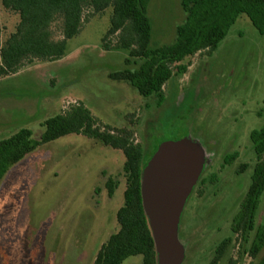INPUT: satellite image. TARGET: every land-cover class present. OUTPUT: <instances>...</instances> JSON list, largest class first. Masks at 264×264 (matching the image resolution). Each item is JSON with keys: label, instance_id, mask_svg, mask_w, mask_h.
<instances>
[{"label": "rangeland", "instance_id": "rangeland-1", "mask_svg": "<svg viewBox=\"0 0 264 264\" xmlns=\"http://www.w3.org/2000/svg\"><path fill=\"white\" fill-rule=\"evenodd\" d=\"M110 15L109 9L87 24L70 41L64 59L34 63L0 80V111L10 110V118H0V141L22 128L39 139L44 120L77 102L104 125L133 130L144 147V163L162 143L186 139L201 149L203 162L178 224L180 264H211L227 240L220 264L231 258L238 264H260L264 248L256 259L250 249L264 226V193L253 229L238 237L232 227L257 163L251 133L264 125V36L241 15L213 53L184 62L188 71L165 84L159 105L155 95L142 96L130 83L110 79L112 73L133 72L142 64L132 58L126 63L127 51L102 49ZM147 17L154 44L162 46L175 43L187 14L182 0H150ZM19 20L0 0L4 41ZM233 153L238 158L225 165ZM124 163L122 151L72 134L13 166L0 179V264H94L102 245L119 230ZM109 177L118 183L112 198L106 188ZM123 264H142V257H129Z\"/></svg>", "mask_w": 264, "mask_h": 264}, {"label": "trees", "instance_id": "trees-1", "mask_svg": "<svg viewBox=\"0 0 264 264\" xmlns=\"http://www.w3.org/2000/svg\"><path fill=\"white\" fill-rule=\"evenodd\" d=\"M150 0H1L5 10L17 14L16 30L5 41L0 25V79L18 74L36 62L62 60L70 40L79 36L94 18L111 10L110 25L101 40L106 52L127 51L129 58L142 61L136 71L110 74V79L128 82L142 96L155 95L159 105L165 99L163 87L174 76L185 74L184 62L197 54L213 53L227 37L241 15H246L264 36V0H182L187 14L172 45L156 46L153 27L147 17ZM39 139L22 128L0 141V179L41 146L68 135L99 140L104 146L120 150L125 157L124 204L117 212L119 230L100 248L94 264H123L129 257L141 256L142 264H158L155 242L148 225L142 197L144 147L134 139V131L104 125L83 103L70 104L56 116L46 119ZM257 157L252 183L241 205L232 232L243 237L254 227V219L264 193V125L251 133ZM238 153L227 155L232 164ZM244 169V167L242 168ZM118 183L106 182L109 197ZM229 240L216 250L211 264H220ZM264 248V226L253 239L250 256L256 259ZM228 264H238L231 258ZM260 264H264V258Z\"/></svg>", "mask_w": 264, "mask_h": 264}, {"label": "water", "instance_id": "water-1", "mask_svg": "<svg viewBox=\"0 0 264 264\" xmlns=\"http://www.w3.org/2000/svg\"><path fill=\"white\" fill-rule=\"evenodd\" d=\"M200 148L186 139L162 143L142 173L145 214L158 264H180L177 240L180 217L202 169Z\"/></svg>", "mask_w": 264, "mask_h": 264}, {"label": "crops", "instance_id": "crops-1", "mask_svg": "<svg viewBox=\"0 0 264 264\" xmlns=\"http://www.w3.org/2000/svg\"><path fill=\"white\" fill-rule=\"evenodd\" d=\"M9 12V11H8ZM12 33H14V32H12ZM12 33H10V35L12 34ZM73 40V39H72ZM71 41V40H70ZM70 41H69V43H70ZM69 43H68V46H69ZM67 51H68V49H67ZM67 55V54H66ZM66 57V56H65ZM64 57V58H65ZM63 58V59H64ZM36 63H41V62H36ZM23 71V70H22ZM21 71V72H22ZM21 72H19L18 74H20ZM18 74H16V75H13V76H10V77H14V76H17ZM8 78V77H7ZM5 79V78H4ZM0 80H2V79H0ZM5 110H3V112L2 111H0V118L1 119H8V118H10V110L8 109V108H4ZM19 110V112H18V115L21 113V110L22 109H18ZM4 113V114H3ZM45 121V120H44ZM43 121V122H44Z\"/></svg>", "mask_w": 264, "mask_h": 264}]
</instances>
